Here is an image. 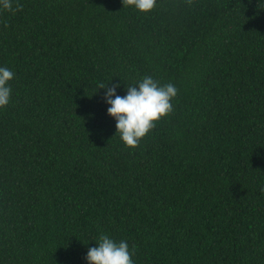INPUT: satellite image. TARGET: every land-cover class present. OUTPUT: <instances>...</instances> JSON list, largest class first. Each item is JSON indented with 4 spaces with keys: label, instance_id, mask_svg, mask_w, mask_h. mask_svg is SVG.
Returning <instances> with one entry per match:
<instances>
[{
    "label": "trees",
    "instance_id": "16d2710c",
    "mask_svg": "<svg viewBox=\"0 0 264 264\" xmlns=\"http://www.w3.org/2000/svg\"><path fill=\"white\" fill-rule=\"evenodd\" d=\"M0 12V264H264V0H13ZM173 83L134 149L102 84ZM125 85V86H124ZM114 136V137H113Z\"/></svg>",
    "mask_w": 264,
    "mask_h": 264
},
{
    "label": "clouds",
    "instance_id": "9594fccd",
    "mask_svg": "<svg viewBox=\"0 0 264 264\" xmlns=\"http://www.w3.org/2000/svg\"><path fill=\"white\" fill-rule=\"evenodd\" d=\"M140 14L153 10L157 0H124ZM13 0H0V12L14 13ZM15 73L0 66V110L10 103L12 88L10 81ZM102 84L106 115L115 122V134L125 148L134 149L154 128L155 123L173 111V100L178 90L173 83L161 85L151 76H145L134 86L125 87V95H117L120 84L111 88ZM125 86V85H124ZM113 136V137H114ZM86 264H133L127 241L116 242L106 234L100 235L95 247L87 250Z\"/></svg>",
    "mask_w": 264,
    "mask_h": 264
}]
</instances>
